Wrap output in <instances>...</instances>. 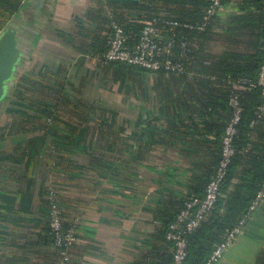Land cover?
Returning a JSON list of instances; mask_svg holds the SVG:
<instances>
[{
  "label": "crops",
  "instance_id": "obj_1",
  "mask_svg": "<svg viewBox=\"0 0 264 264\" xmlns=\"http://www.w3.org/2000/svg\"><path fill=\"white\" fill-rule=\"evenodd\" d=\"M37 2L24 0L13 16L31 51L16 79L25 76V100L8 98L6 115L28 122L0 137V264H58L51 188L77 233L68 264H136L152 254L160 210L194 196L211 158L202 143L213 138L201 101L221 92L227 58L253 68L264 10L225 2L189 39L196 56L181 79L102 59L107 1L44 0L36 12ZM218 264H264V198Z\"/></svg>",
  "mask_w": 264,
  "mask_h": 264
},
{
  "label": "trees",
  "instance_id": "obj_2",
  "mask_svg": "<svg viewBox=\"0 0 264 264\" xmlns=\"http://www.w3.org/2000/svg\"><path fill=\"white\" fill-rule=\"evenodd\" d=\"M105 1L113 7L107 21L109 20L111 25L118 22L124 27L130 46H134L139 40L146 20H156L166 36L173 35L175 45L172 57L176 61H181L184 64V69L183 71L160 69L155 72L172 73L174 75L176 73L181 79L186 78L187 71L193 63L192 56L195 55L194 48L189 44V39L197 33L207 32L215 18L213 17L204 28L198 27L204 21L210 0ZM227 1L223 0V4ZM243 1L244 6L264 10V0ZM23 5L24 0H0V33L12 26L15 27L13 23L10 25V22L13 16L21 11ZM169 20H176L181 24L170 30L167 23ZM185 24L193 25V27ZM112 31L111 26V36ZM259 38L261 46L258 50V56L251 63L254 69L248 71L247 69H239L235 66L234 59L227 58L226 62L221 63L219 67L218 79L225 80L221 92L219 89L218 94L214 93L201 101L204 110L207 111L210 108L209 110L213 114L208 116L204 122L205 131L209 135H213V138L202 143L203 146L207 147L211 158L205 163V171L197 175L190 185L194 196H204L207 183L218 167L222 152V138L226 124L232 115L230 105L232 94L236 93L238 95L243 110L237 124V132L232 140L234 153L222 182V195L198 228L187 235L188 251L185 264H204L206 262L213 249L249 213L250 206L264 182V110L260 109V106L264 103V96L260 86L250 84V80L257 79L259 67L264 57V17L262 18ZM183 42L188 44L185 50L182 47ZM28 58L29 56H25L22 59L17 79L22 71L24 72L25 62L27 63L30 60ZM115 63H119L129 71H150L126 62ZM206 79H212V77L207 76ZM24 81L23 78L15 81L14 88L8 98L17 97L20 100H25V93H20L25 85ZM235 83L243 84L244 88H234ZM8 98L0 104L4 111L0 118V137L16 134L18 131L16 132L15 129L28 122L25 117L18 118L15 115H6ZM42 110H44V107ZM39 124L44 125V120ZM186 201L187 199L183 201L171 200L164 206V209L160 210V225L156 228L154 234L152 254L146 253L144 258L136 264H173L172 242L167 238V234L170 224L185 206ZM49 236L54 243V238L50 234V227Z\"/></svg>",
  "mask_w": 264,
  "mask_h": 264
},
{
  "label": "built area",
  "instance_id": "obj_3",
  "mask_svg": "<svg viewBox=\"0 0 264 264\" xmlns=\"http://www.w3.org/2000/svg\"><path fill=\"white\" fill-rule=\"evenodd\" d=\"M222 4L223 0H210V4L204 16V21L198 27L204 28L217 14ZM167 23L170 30H173L176 26L181 24L176 20H169ZM185 25L193 27V25ZM112 30L108 49L102 57L105 62H126L128 64L141 66L152 72L159 71L160 69L183 71L184 64L181 61L174 60L172 57L175 45L173 35L166 36L156 20L144 21V27L140 38L134 46L129 45L128 36L120 23L114 22ZM187 46V42H183V50H185ZM250 84L260 86L264 96V57L259 67L257 79L250 80ZM230 105L232 107V115L226 124L222 138L221 158L216 171L207 183L204 196H192L188 198L185 206L170 224L167 238L173 244V264H185L188 251L187 235L198 228L202 220L207 216L218 198L222 195V182L226 176L228 165L234 153L232 140L237 132V124L243 110L236 93L232 94ZM260 109L264 110V103L260 106ZM50 191V234L54 238V245L58 251V264H68L71 261V250L77 240V233L75 227L66 226L64 223L62 209L56 200L57 190L51 188ZM263 198L264 182L250 206L249 213L228 232L226 238L213 249L204 264H218L220 262L230 245L242 232L247 220L251 217Z\"/></svg>",
  "mask_w": 264,
  "mask_h": 264
},
{
  "label": "water",
  "instance_id": "obj_4",
  "mask_svg": "<svg viewBox=\"0 0 264 264\" xmlns=\"http://www.w3.org/2000/svg\"><path fill=\"white\" fill-rule=\"evenodd\" d=\"M127 2L136 0H108ZM44 0H38L36 12H40ZM12 18L10 25L13 23ZM21 28L10 27L0 33V104L8 98L14 88L22 59L31 51L28 40L21 39ZM4 111L0 107V118Z\"/></svg>",
  "mask_w": 264,
  "mask_h": 264
},
{
  "label": "flooded vegetation",
  "instance_id": "obj_5",
  "mask_svg": "<svg viewBox=\"0 0 264 264\" xmlns=\"http://www.w3.org/2000/svg\"><path fill=\"white\" fill-rule=\"evenodd\" d=\"M26 11H29V9H27ZM26 11L25 12H22V18L24 19V18H28V19H30L31 17H29V13L28 14H26ZM26 38V37H25Z\"/></svg>",
  "mask_w": 264,
  "mask_h": 264
},
{
  "label": "rangeland",
  "instance_id": "obj_6",
  "mask_svg": "<svg viewBox=\"0 0 264 264\" xmlns=\"http://www.w3.org/2000/svg\"><path fill=\"white\" fill-rule=\"evenodd\" d=\"M25 64H26V62H25ZM25 76H23L22 78H24ZM8 101V100H7ZM8 103V102H7Z\"/></svg>",
  "mask_w": 264,
  "mask_h": 264
}]
</instances>
